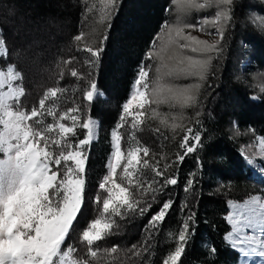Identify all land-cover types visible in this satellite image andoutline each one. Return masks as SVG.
Instances as JSON below:
<instances>
[{
  "label": "trees",
  "instance_id": "trees-1",
  "mask_svg": "<svg viewBox=\"0 0 264 264\" xmlns=\"http://www.w3.org/2000/svg\"><path fill=\"white\" fill-rule=\"evenodd\" d=\"M175 2L120 0L118 10L115 9L110 20L104 23L99 34L101 42L97 43L98 29L89 20L94 14L87 16L84 0H0V36L5 41L10 64L21 74L20 84L25 91L21 107L31 110L44 98L48 88L59 87L58 97L46 101V109L51 108L56 113L55 117H43L46 124L55 123L61 114L77 106L81 108V120L91 117L99 121L98 139L85 149V202L69 236L99 216L94 198L106 174L111 131L119 122L122 105L128 99L139 65L147 60L154 37L162 36L166 30L162 26L169 25L174 17L170 14ZM211 4L207 3L204 9ZM230 11L225 43L234 45L241 40L249 44L251 54L247 55L254 69L264 72V32L249 16L256 13L264 19V6L258 0H233ZM16 30L31 32L32 45L20 44ZM83 34H91L89 41L82 39ZM77 35L81 40L75 39ZM87 47L103 48L96 68L89 69L86 63L93 59L84 50ZM233 55L223 54L214 61L192 106L182 107L168 100L157 108L163 120L152 117L147 121L148 134L154 139L150 142L159 148L155 153L150 151L147 157L142 156L150 165L141 170L140 181L149 199L142 206L151 204V209L143 215L138 210L128 212L117 220L112 234L95 244L98 249L116 247L117 252L110 253L108 258L105 256L107 263L97 264H163L174 251L179 231L190 215L193 220L189 223V240L179 264L238 263V253L224 239L230 231L225 219L229 213L227 201L264 195V179L254 176L247 168L239 151L240 139L232 133V122L240 130H252L264 139V93L258 101L251 100L255 92L253 89L252 93L250 78L243 80L238 71L239 63L233 66L230 61ZM225 56L226 61L222 59ZM32 67L37 73L30 70ZM72 70L77 71V77L71 76ZM89 71L97 81V89L106 98H98L91 105L83 100V91L88 85L84 77ZM168 79L166 84H175V79H169L170 82ZM155 107L149 104L145 112H152ZM177 117L185 118L180 125L201 132L204 145L187 155L182 163L177 156L183 154L179 145L185 133L173 131L171 127ZM85 135L86 130L77 126L76 135L70 137V141L75 143ZM197 157H200L202 168ZM221 157L226 159L221 160ZM153 168L162 171L165 177L177 178L178 183L166 186L162 192L151 191L163 182V177H156ZM191 173H195L194 183L185 191ZM169 199L173 205L165 219L150 227L151 216ZM93 209L95 214H91Z\"/></svg>",
  "mask_w": 264,
  "mask_h": 264
},
{
  "label": "snow or ice",
  "instance_id": "snow-or-ice-1",
  "mask_svg": "<svg viewBox=\"0 0 264 264\" xmlns=\"http://www.w3.org/2000/svg\"><path fill=\"white\" fill-rule=\"evenodd\" d=\"M177 2L182 8L205 6V4H197L195 0H177ZM206 3H215L220 10L217 11L215 19L202 21L198 30L204 32L203 25L210 23L216 28L215 35L219 39L210 43L190 32L186 33L182 27H168L165 36L154 37L152 46L154 47L159 40L160 50L149 51L146 59L152 60L155 57L161 63L156 67L157 78L151 94L147 91L148 66L143 61L139 65L131 96L122 105L119 122L112 131V160L107 166V174L98 184L99 191L106 193L102 198V207L98 208L99 216L86 225L79 237L81 243L88 246V254L91 257L98 255V252L93 250L94 243L111 235L112 229L116 227L112 217H123L128 212L137 210L143 215L151 209V204L142 206L144 202L136 198V193L143 195L147 191L137 178V172L141 163L145 168L150 167L148 160H142L141 157V153L143 157L149 155V148L130 147L125 156L121 147L122 136L119 129L125 125L129 117L131 128L137 129L145 115L143 109L146 104L171 100L182 107H190L195 103L193 91L199 85L174 86L161 81L165 76L171 79L189 77L205 79L212 60V56L207 54L218 55L221 51L220 41L223 40L225 29L231 22L230 7L233 0H206ZM101 4L105 10L103 16L105 20H110L114 14L113 9L119 8L117 0H101ZM250 15L256 17L259 14ZM185 27L195 28V25ZM260 30L264 32V19L260 20ZM75 39L79 41L81 36L77 35ZM4 44V39H0V48H3ZM84 50L93 58L86 61L89 69L98 67L103 48L93 50L87 47ZM185 52L207 58H196L184 54ZM162 68L166 71L162 72ZM71 76L77 77V71L72 70ZM84 78L88 80V85L83 91V100L91 105L97 94L98 84L96 79L92 78L91 71ZM20 79L21 74L11 65L8 66L6 75L4 71H0V155H2L0 158V264H58V261L59 264H66L67 258L76 251L71 244L67 245V250L63 248L85 202L84 173L87 155L84 149L92 141L94 123L90 117L81 120L79 114L81 108L77 106L61 114L55 123L46 124L43 119L45 115L49 117L56 115L51 108L46 109V101L50 98L55 100L61 88H48L44 98L39 100V107L33 106L28 111L20 104L21 98L25 95L23 87L15 84ZM5 88L6 91L3 90ZM100 94L103 95L102 92ZM150 96L156 99H151ZM65 120L70 121V125L65 124L63 122ZM77 126L85 129L86 135L83 139L72 143L70 137L76 135ZM49 133H55L56 138ZM201 141V132L188 128L180 144L181 149L184 150L183 154L177 156V160L182 163L187 155L202 149L204 145ZM260 144L264 146V139L260 140ZM55 149L59 150L58 153ZM241 155L247 165L251 166L255 163L243 150ZM259 155L264 160V147ZM122 161L125 162L121 165ZM197 163L202 168L200 157H197ZM121 166L123 168L119 173L121 182H117V169ZM260 167L264 168V163ZM152 170L156 177H163V182L159 188L151 191L162 192L166 186L178 183L177 178L165 177L157 168ZM194 177L195 173L189 175L185 191L192 187ZM125 181L126 184L123 183ZM149 187L151 188V184ZM133 189L136 191L134 192ZM95 202L98 206L101 204L99 194ZM228 203L233 212L225 219L232 225V231L224 239L230 241L233 247H239V251L249 258L252 256L264 258V242L256 236L243 235L244 228L264 227V202H259L258 197H253L242 205L232 201ZM172 205L171 199L164 202L159 211L151 216L149 226L155 227L162 222ZM192 220L193 216L190 215L184 221L175 249L168 254L167 259L163 260V264H179L189 240V223ZM212 251L215 252V249ZM116 252L117 248L112 247L111 253ZM135 254L139 255V252ZM71 264H80V261L73 260Z\"/></svg>",
  "mask_w": 264,
  "mask_h": 264
},
{
  "label": "rangeland",
  "instance_id": "rangeland-1",
  "mask_svg": "<svg viewBox=\"0 0 264 264\" xmlns=\"http://www.w3.org/2000/svg\"><path fill=\"white\" fill-rule=\"evenodd\" d=\"M119 1L120 0H117L118 3H119ZM195 2L197 4H205V5L207 4L206 0H195ZM258 2L264 6V0H258ZM84 3L86 5V7H87V16L89 14H91V13L94 14V16L92 18H89V20L93 21V23L96 25L95 28L98 29L97 30L98 31V35L95 36V37H98V38H96V42L97 43L99 41L101 42V35L99 36V34H100V32L102 31V29L104 27V23L107 21V20H105L103 18L105 10L103 8V5L101 4V0H84ZM175 3H176L175 8L173 7V9H172V11L173 10L174 11L171 12V14H170V16L174 15V17H173V19H172V21H171V23L169 25H168V23L166 24V26L167 25L168 26L167 27L165 26L166 30L164 31V33H163L164 35L162 34V36H165V34L167 33V30H168V27H173V28L174 27H182V28H184L186 33L190 32L192 35H195V36L199 37L200 39L208 40L210 43L215 41V40H217V39H219L218 36L215 35L216 28L214 26H212L210 23L206 24V25H203L204 28H205L204 32H201V31L198 30L200 28V26H201V22L202 21H204V20L211 21V20L215 19L217 11L220 10V8L215 3H212L211 6L208 7L207 9H204V7H202V8H197V7L182 8L178 4L177 0H176ZM114 12H115V9H113V13ZM174 12H175V14H174ZM230 14H231V11H230ZM249 14L250 13H247V15H249ZM249 16H250V18L252 20H254V23L256 22V25L260 24V20L262 18H260L258 16H256V17H252L251 15H249ZM8 17L12 18V16H10V15H8ZM186 25H195V28H187V27H185ZM228 26H229V24H228ZM228 26L225 29L223 40L220 41V47H221L220 53L218 55L216 53L207 54V55H211L212 56V60H211L210 66L208 68V71H207V73L205 75V79H206L207 74L209 73V71H211L212 64L214 63V61L216 59H220L223 54H227L228 56H229V54H234L233 57H232V60H230V61L233 63V66L236 65L237 63H239L238 71H239V74L241 75V77L243 78V80H245L247 78H250V82H251V84L253 86L252 93H253V89H254V92H255V94L253 96H250V98L253 101H258V99H260L262 97L261 95L264 93V72L254 69L255 66L253 65V62H252L251 58H249V56L247 55L249 53V51H250V45L249 44H247V43H245L244 41H241V40H239V42H237V43H234V45L231 42L225 43V41H226V32H227ZM16 34L20 37V44L25 45L27 43V44H31L32 45L33 42L31 40H32L33 36H32L31 32H28V31H25V30H22V31L16 30ZM87 35H89V36H87ZM87 35L85 36V34H83L82 39L84 38V40L89 41V39L91 38V34H87ZM92 37H93V35H92ZM0 39H2L1 36H0ZM28 49H30V48H28ZM159 50H160V41L157 40L156 45L154 47L152 46L151 51L152 52H158ZM184 54L192 55V56H194L196 58H202V59L203 58H207V56H199L198 54H194V53H190V52H185ZM243 54H245V55L243 56ZM249 54H251V53H249ZM15 55L17 57H21L22 56V54H14V56ZM89 55L91 57V54H89ZM9 59L10 58H8L5 46L3 48H0V71H4L5 75L7 73L8 66L9 65L13 66L12 64H10ZM222 59H224V61H226L227 58L225 56V58L222 57ZM145 65L148 66L147 70L149 71V76L147 78V82L149 84V89L147 91L149 92V94H151L152 88L155 86V81H156V78H157L156 67L158 65H160L159 64V59L154 57L152 60H146ZM30 70H32L33 72H36V73L38 71L34 67L30 68ZM165 70L166 69L162 68V72L165 71ZM167 78L168 77L165 76L164 80H162L161 82L165 83V80ZM169 79H171V78H169ZM169 79H168V81H169ZM205 79L200 80L197 77H189L187 79H183V78L175 79L176 81H174V83H175L174 86H183V85H188V84L199 85V87L194 89V91H193V95L196 98L197 95L200 94L199 92H201V90H202L201 89L202 88L201 83L204 82ZM15 84H16V86H21L20 80L16 81ZM133 85H134V82H133V84L131 86V90L133 88ZM3 90L6 91L7 89L5 88ZM131 90H130L128 99L131 96ZM141 90H143V89H141ZM100 93L101 92L97 89V94L94 96V100H96L98 98L106 99L104 94L101 95ZM150 98L151 99H156V97H153V96H150ZM127 100L125 102H127ZM84 102H87V101H84ZM170 102L180 106V104L175 103L174 101L170 100ZM161 103H163V102L150 103L152 106H156L155 110L152 111V112H147L146 113L145 112V108L143 109V111L145 112V115L142 118V123H140L138 125L137 129L131 128V118L130 117H129L128 121L125 122V125L122 128L119 129V132H121L120 133L121 136L123 135L122 141H121V147H122V150L125 153V156H126L127 150L130 147H135V146L148 147L149 148V152L151 151V152H154V153L159 149L158 147L153 146V144L150 142V140H154V139L148 134V132H150L149 131L150 129L148 127L147 121L149 122L152 117L158 118L160 121L163 120L164 116L160 115V113L157 110V108H159V105ZM148 105L149 104H146L145 107H147ZM35 107H39V104H37V106H35ZM134 107H135V105H133V108ZM221 110H223V108H221ZM146 118H147V120H146ZM91 119L93 120V123H94V131H93V136H92V141H91V143H93V142H96L97 139H98L99 121L97 119H95V118H91ZM184 119H185L184 117H177L176 119H174V122L171 125V127L173 128V131L181 130V133L182 132L183 133L187 132V129H188V128H186L187 126H182V125L179 124V123H182V121ZM155 121H157V119H155ZM63 122L65 124H67V125H70V121L65 120ZM112 131H111V134H110V138H111L110 139L111 140V152L109 154V157H108V160H107V163H106V174H107V166L112 160V152H113V148H112ZM195 131H198V130H195ZM232 133H233V135L236 138L240 139V145H239L240 153H241V150H243L244 153L249 158H251V159H253L255 161V163L253 165H251V166L246 164L247 168H249L251 170V172L255 176H258V177H261L262 179H264V168L260 167V165L262 163H264V160H262L260 158V155H259L261 150H262V147H264V146H262L260 144V140L263 139V138L255 135L252 130H249V129L240 130L237 127V124L235 122H232ZM53 137L56 138V134L55 133L53 134ZM190 143H191V141H190ZM89 145H86L85 149ZM85 149H84V151H85ZM179 149L181 150L180 145H179ZM56 151L58 153L59 150L57 149ZM183 151L184 150L182 149V153H183ZM85 154H86V152H85ZM142 156H143V153H141V157ZM0 158H2V155H0ZM124 162L125 161H122L121 165ZM143 167H144L143 163H141V165L139 166V170L137 172V178L139 180L141 179V174H142L141 170H142ZM122 171H123L122 166L117 169V173H118V175L116 177L117 182H121L119 180V173H121ZM123 183L126 184L127 182L125 181ZM135 191L136 190H134V192ZM98 194L101 196V204L99 205V207H102V198L106 195V193L98 192L95 195V198H94V203L95 204H96L95 200H96V197H97ZM145 195H146L145 193H143V195H141L140 193H136V198L137 199H141L144 203H146L149 199H147V196H145ZM253 197H258L259 198V202H264V195H261V194L250 196V197L244 199L243 201H232V202L235 203V204H241L242 205V204H244L245 201H250ZM228 202L229 201H227V207H228L229 213H232L233 209L229 206ZM90 207H91V205H90ZM229 213H228V215H229ZM91 214H95V210L94 209L91 211ZM112 219L114 220V222L116 224L117 220H120L121 217H119V216L112 217ZM228 224H229V227H230L229 233H231L232 225L229 222H228ZM82 230H83V228L78 229L73 235L68 236V238L66 240V244H65L63 250H67V245H69V244L73 245L74 248L76 249V251L73 253V255L67 258L66 264H71V262L73 260L80 261V264H97V262L107 263V262L104 261L105 260V256H107V258H108V255L111 253V249L110 248L98 249L97 248L98 246L96 247L95 244H98L100 241L99 242H95L92 247H93V250H96L98 252V255L96 257H91L88 254V246L86 244L81 243V241L79 239L80 235L82 234ZM243 235L256 236V237L260 238L262 240V242H264V227L256 228V229L244 228ZM226 243L228 245H230L235 251H237L239 253L240 258H239V262L237 264H264V258H261L259 256H252L251 258H249L247 255H245L244 253L239 251V247H233L230 241H226ZM58 264H59V261H58Z\"/></svg>",
  "mask_w": 264,
  "mask_h": 264
},
{
  "label": "bare ground",
  "instance_id": "bare-ground-1",
  "mask_svg": "<svg viewBox=\"0 0 264 264\" xmlns=\"http://www.w3.org/2000/svg\"><path fill=\"white\" fill-rule=\"evenodd\" d=\"M261 228V227H260ZM259 232V231H258Z\"/></svg>",
  "mask_w": 264,
  "mask_h": 264
}]
</instances>
